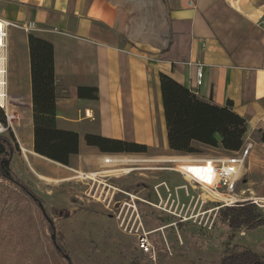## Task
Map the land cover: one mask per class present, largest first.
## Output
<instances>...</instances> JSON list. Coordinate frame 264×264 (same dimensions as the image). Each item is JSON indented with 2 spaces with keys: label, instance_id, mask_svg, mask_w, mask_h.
Returning <instances> with one entry per match:
<instances>
[{
  "label": "crops",
  "instance_id": "0c3cea01",
  "mask_svg": "<svg viewBox=\"0 0 264 264\" xmlns=\"http://www.w3.org/2000/svg\"><path fill=\"white\" fill-rule=\"evenodd\" d=\"M0 18L37 26L32 31L9 26L5 38L7 85L11 69L17 85L13 92L7 88L6 98L18 114L15 133L20 144L26 141L21 146L27 155L96 167L105 164L104 155L154 144L148 102L156 96L159 78L168 74L248 120L260 136L254 155L264 156V0H135L129 5L117 0H0ZM171 19L190 20L188 60L160 58L169 44ZM30 33L54 44L56 128L33 122ZM197 63H203L204 72L199 87ZM79 87H88L83 96ZM26 118L31 133L22 127ZM37 129L46 132L45 152L37 147ZM168 159L177 158H156ZM155 228L166 230L163 224L150 230Z\"/></svg>",
  "mask_w": 264,
  "mask_h": 264
},
{
  "label": "rangeland",
  "instance_id": "374dc122",
  "mask_svg": "<svg viewBox=\"0 0 264 264\" xmlns=\"http://www.w3.org/2000/svg\"><path fill=\"white\" fill-rule=\"evenodd\" d=\"M117 1L129 5L135 0ZM11 30L14 33L15 29ZM14 72L11 69L8 78L11 92L17 86ZM159 82L155 98L148 102L154 144L118 156L104 155L106 165L96 167L65 166L43 156L27 155L21 146L26 141L20 144L15 133L18 114L0 106V117L20 147L12 169L37 194L44 209L32 203L30 216L22 221L11 211L15 202L0 204V264H69L56 244L73 264H219L224 254L242 246L264 255V226L248 230L222 223L218 214L223 205L193 187L178 170L187 162L181 158L227 157L252 142L235 201L228 205L251 201L264 217V156L254 155L258 132L228 104L205 99L168 74ZM22 123L31 133L29 118ZM10 129L4 134L9 135ZM35 135L38 149L45 152L46 132L37 129ZM162 156L179 160H156ZM107 170H112L110 175L98 174ZM90 172L96 173L95 179L87 177ZM0 181L14 188L10 182ZM164 207L193 216L177 226L178 216ZM212 207L218 208L205 212ZM162 224L165 232L150 230ZM143 230L151 231L152 253L139 247L138 233Z\"/></svg>",
  "mask_w": 264,
  "mask_h": 264
},
{
  "label": "trees",
  "instance_id": "16d2710c",
  "mask_svg": "<svg viewBox=\"0 0 264 264\" xmlns=\"http://www.w3.org/2000/svg\"><path fill=\"white\" fill-rule=\"evenodd\" d=\"M28 39L31 57L33 122L36 127L56 128L57 91L54 44L35 33H30ZM190 40V20L171 19L169 44L160 52V58L173 61L188 60ZM86 88L88 87H79V96H83L82 91ZM95 90L98 89L95 87ZM92 97L98 99V95H92ZM1 113L3 111L0 109ZM14 139L11 129L9 135L0 134V180L10 182L14 186L13 188L0 181V204L7 205L12 201L15 202L16 205L11 211L15 215L18 214L24 221L32 212V203L35 202L41 210L44 209L37 194L12 169L13 156L19 150V145L14 142ZM259 212L254 202L243 201L235 205L221 206L218 216L222 219V223L231 228L245 227L252 230L264 226V217ZM56 248L65 256L62 246L56 244ZM219 264H264V255L242 246L238 251L224 254Z\"/></svg>",
  "mask_w": 264,
  "mask_h": 264
},
{
  "label": "built area",
  "instance_id": "2783aa9c",
  "mask_svg": "<svg viewBox=\"0 0 264 264\" xmlns=\"http://www.w3.org/2000/svg\"><path fill=\"white\" fill-rule=\"evenodd\" d=\"M0 20L5 23L6 27L15 26L25 31H32L37 27L33 21L10 22L1 18ZM5 36L7 37V35ZM3 47L6 48V45ZM196 69L195 86L199 87L203 84V63H197ZM0 106L5 108L1 102ZM6 115L8 118L10 117L7 111ZM8 128L9 126L0 117V134L7 132ZM252 147L253 143L249 142L242 150L227 157L189 160L182 164L178 170L193 187H198L206 191L211 196L210 200L221 205L232 204L235 201L233 197L237 193L238 182L251 155ZM216 208L218 207L206 209L205 212L211 210L212 213ZM164 209L178 216L181 220H189L193 216L165 207ZM149 233V231L145 230L138 233V244L141 250L152 253L154 252V245L149 237Z\"/></svg>",
  "mask_w": 264,
  "mask_h": 264
},
{
  "label": "bare ground",
  "instance_id": "6f19581e",
  "mask_svg": "<svg viewBox=\"0 0 264 264\" xmlns=\"http://www.w3.org/2000/svg\"><path fill=\"white\" fill-rule=\"evenodd\" d=\"M6 25L5 23L0 20V102L1 104L5 107L8 108V101H7V78H6V53H5V38L7 35L6 32ZM11 118V117H10ZM12 120V119H11ZM23 150L28 153V149L25 147V145H23ZM178 159V158H177ZM182 159V158H181ZM106 161H114V159H112L111 157H105ZM131 168H127L126 172H130ZM112 170H107V171H103L102 173H98L100 174V176H107L110 175L109 173ZM118 172V170H114V173ZM83 174V173H82ZM91 174V172H90ZM96 173H92L91 175H88L87 177H90L92 179H95V175ZM116 174V173H115ZM120 174V173H119ZM85 175V174H84ZM118 175V174H117ZM101 180V179H100ZM103 180V179H102ZM98 181V180H97ZM104 181V180H103ZM234 198V197H233ZM261 201H264V198H261Z\"/></svg>",
  "mask_w": 264,
  "mask_h": 264
},
{
  "label": "water",
  "instance_id": "95a60500",
  "mask_svg": "<svg viewBox=\"0 0 264 264\" xmlns=\"http://www.w3.org/2000/svg\"><path fill=\"white\" fill-rule=\"evenodd\" d=\"M52 239H53L54 241L56 240V234H55V233H53V235H52ZM65 257H66L67 260L69 261V264H73V263L71 262L70 257H69L67 254H65Z\"/></svg>",
  "mask_w": 264,
  "mask_h": 264
},
{
  "label": "flooded vegetation",
  "instance_id": "af4514ba",
  "mask_svg": "<svg viewBox=\"0 0 264 264\" xmlns=\"http://www.w3.org/2000/svg\"><path fill=\"white\" fill-rule=\"evenodd\" d=\"M136 208V207H135Z\"/></svg>",
  "mask_w": 264,
  "mask_h": 264
}]
</instances>
